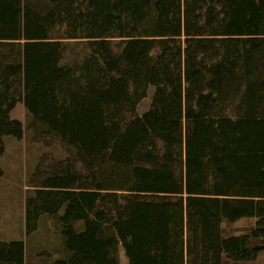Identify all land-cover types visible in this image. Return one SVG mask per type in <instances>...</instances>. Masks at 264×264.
Here are the masks:
<instances>
[{
  "label": "trees",
  "instance_id": "16d2710c",
  "mask_svg": "<svg viewBox=\"0 0 264 264\" xmlns=\"http://www.w3.org/2000/svg\"><path fill=\"white\" fill-rule=\"evenodd\" d=\"M67 39L89 48L79 64L61 63ZM18 103L74 150L24 204L26 236L59 222L53 264H117L119 245L128 264L262 250L264 0H0V157L22 139ZM244 217L249 234L222 236ZM0 264H25V242L0 240Z\"/></svg>",
  "mask_w": 264,
  "mask_h": 264
},
{
  "label": "rangeland",
  "instance_id": "374dc122",
  "mask_svg": "<svg viewBox=\"0 0 264 264\" xmlns=\"http://www.w3.org/2000/svg\"><path fill=\"white\" fill-rule=\"evenodd\" d=\"M55 29L53 36H59ZM62 59L64 65L79 64L89 54V48L83 40L67 39ZM114 42L115 49L118 40ZM154 88L150 86L147 95L137 105L136 112L142 114L149 108ZM11 117L20 119L24 126L22 139L13 136L4 137V152L0 157V240H23L25 242V264H53L57 258L66 257L63 238L57 218L43 215L37 221L36 229L29 235L24 233V204L50 172L73 160V149H68L57 137L44 133L41 128L30 124V116L18 103ZM79 169V164L77 165ZM257 218L244 217L235 222H221L222 236L249 234ZM75 230L83 228L82 222L74 223ZM251 245L262 250L253 260L234 261L223 255V264H264V237L253 239ZM117 264H128L121 245L118 246Z\"/></svg>",
  "mask_w": 264,
  "mask_h": 264
}]
</instances>
